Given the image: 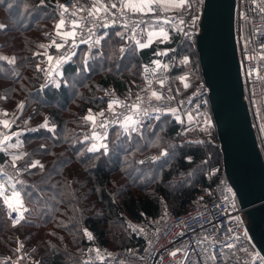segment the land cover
<instances>
[{
    "label": "trees",
    "instance_id": "trees-1",
    "mask_svg": "<svg viewBox=\"0 0 264 264\" xmlns=\"http://www.w3.org/2000/svg\"><path fill=\"white\" fill-rule=\"evenodd\" d=\"M63 1L45 0L40 5L39 0H5L0 4V24L5 26L0 28V57L14 58V63L0 59V106L8 113L17 110L11 131L20 132L22 147L16 152L26 151L33 161L42 160L44 165L42 170L37 166L20 176L31 196L22 192L30 210L19 226L11 225L0 198V264H12L7 258L19 256L22 250L39 264H85V229L96 234L100 245L143 246V240L128 229V221L141 220L142 213L156 217L165 212H189L202 190L210 186L207 171L213 166L223 169L217 132L212 143L183 144L188 125L171 113L146 127L143 139L133 133L129 140L122 129H112L106 140L107 153L103 149L90 151L91 145L80 141L82 131L91 123L84 119L88 109L107 108L106 89L128 95L133 77L139 78L143 65L155 57L159 47H176L178 57L188 55L198 67L199 78L202 71L196 36L190 40L170 33L169 40H154L144 49L133 48V44L120 59L118 45L127 40L114 35L123 31L117 27L103 30L100 47L92 48L89 57H85L90 50L87 44H78L75 57L62 70L72 86L62 84L57 89L43 83L40 52L46 47L40 45H45L46 32L58 19L57 3ZM8 2L13 3L12 9L5 6ZM77 2L89 7L93 0ZM150 25L158 24L145 25V33ZM243 33L249 37L248 22ZM101 50L104 55H96ZM84 58L90 70L78 72ZM173 71L177 75L182 72L178 68ZM42 83L46 85L43 90ZM21 100L25 102L22 110L17 108ZM45 118L48 128L41 126ZM157 136L159 142L149 144ZM162 147L168 149L167 157L139 163L144 154ZM8 151L14 152L12 148ZM0 157L9 159L3 152ZM18 242L24 244L20 252Z\"/></svg>",
    "mask_w": 264,
    "mask_h": 264
},
{
    "label": "built area",
    "instance_id": "built-area-1",
    "mask_svg": "<svg viewBox=\"0 0 264 264\" xmlns=\"http://www.w3.org/2000/svg\"><path fill=\"white\" fill-rule=\"evenodd\" d=\"M60 4H66L69 8V12L65 14L66 28H71L69 17L74 10L77 11L78 16H83L87 19H90L88 18L87 11H78L83 5L78 3L77 0H66ZM204 5L205 0H191V7H185L183 9L178 8L173 11H159L158 15L161 17L159 20L156 19L157 14L154 13H129V25L131 26L133 21L139 22L141 19L147 21V23L141 25V27L144 29V32H141L140 29H136V38L141 40L145 33V25L149 24H158L161 27H165L166 30H168L172 35L182 38L190 37V40L195 39L196 36L197 39V35L200 33V23L204 11ZM261 8H264V0H256L255 3H253V0H237L235 28L240 72L244 85V100L246 101L249 109L252 126L257 139V145L264 161V59L259 58L260 54L264 53V49L259 47L260 43H264V12L261 11ZM60 12L61 9L56 7V14L58 16H60ZM163 17L171 19L176 25H178L177 17L183 19L185 21L184 25L182 26L183 30H178V27L166 24ZM192 17H195L194 21ZM245 17H247V19H245ZM247 22L250 27V35L248 38H245L243 33V25ZM87 27H90V25H87L84 28V40H87ZM117 27L122 26L110 25L108 28H101L98 22L96 27L92 29L94 33L93 39L95 40L97 37L102 38L103 30L115 29ZM255 29H259V32L254 31ZM124 31L127 33V29H124ZM185 33H187V35H185ZM246 42L247 50H245ZM80 43V35L78 30L77 47L74 49L75 53H77L78 44ZM133 44L134 41L132 40H127L125 43L127 48ZM70 48L71 45L69 43L64 48L57 49V54L55 57L66 54ZM75 55L72 56L70 60H72ZM250 56H254L256 58L250 60ZM183 57L184 56H177V48L174 46H171L170 48L159 47L156 51L155 57L150 62L144 64L148 66L149 71L147 73H145L143 65L139 78L135 81V83H133L132 92L133 96L136 94L145 95L144 106H147L148 94L141 93L140 89H144L148 84V80H151V88L153 90L161 91L165 95L175 96V99L170 101H156L154 98H152L151 103L162 108L178 107V114L185 121V124L188 125V134L183 139V144L185 143L202 146L207 143L214 142V133L216 132V125L209 99L210 91L203 76L202 78L198 77V67L193 63L191 58L188 56L189 62L182 63ZM157 59L161 61V65H169L168 69L161 67L156 69V71H152V69L156 68L155 64L152 62ZM70 60L62 62L60 68H64L66 63H68ZM48 67L49 66H42L41 68V77L43 83H48L49 78L45 75V73L48 71ZM174 68H178L182 72L177 75L173 71ZM249 68L253 69L251 75H249L247 72V69ZM181 75H186L187 83L190 85L189 87L185 88L184 82L179 80V76ZM145 76H147L148 79H145ZM160 78L165 79L164 86H161L157 82ZM169 87L173 90L171 93L167 91ZM176 89H180V91L176 92ZM105 95L108 99H110L106 92ZM115 95L120 99H124L126 96H128L121 95L117 92H115ZM181 100L184 101L183 104L178 103ZM205 101L206 103H204ZM198 105L199 107H197ZM123 111L124 109L119 107L116 108L117 114ZM13 113H17V110L12 111L9 119L13 118ZM187 113L193 114V121L191 123L188 121ZM197 113H202L203 115H198ZM168 114L169 113L167 112L150 114L144 122L145 124L157 123ZM105 115L109 119L112 118L111 112H106ZM155 115H159L160 119L155 120ZM205 115L212 121L211 125L206 126L203 124ZM101 119L102 118L98 115V126L95 129L98 132L101 131L99 128ZM114 128L122 129L120 124L110 123L107 129L108 136L110 131ZM8 131L11 130L5 129L2 125H0V133H5ZM92 131L93 127L92 124H90V126L82 131L80 141L88 143L92 146V144L95 142L91 136ZM85 136H87L88 139H85ZM153 155L160 156V152L144 155L141 160H143L144 163L153 162L150 160V157ZM162 157L164 156H160V158ZM7 161L8 159H2L0 157V165L5 166L10 175H17L11 171L10 165H7L6 163ZM209 172H211V175H209ZM205 175L206 179L210 183V186L202 190L199 197L194 201V207L189 212L183 214L165 212L162 215L156 217L146 216L142 213L143 218L141 220L129 222L131 231L137 237L143 240V246L112 248L110 246L100 245L96 241V234L91 230H87L88 232L92 233L93 239H89L88 235L84 233L87 246L83 254V262L85 264H237L236 258H239L241 261L244 259H254L255 257L250 255L253 251L259 253L261 256H264L255 244L248 230L245 210L240 207L235 190L230 183L224 169H221L220 166H213L207 171ZM229 188L231 189V193L227 190ZM206 190H209L211 195H209V191ZM232 193H235V196H232ZM201 196L204 197L203 200H200ZM224 197H229V199L225 200ZM0 198L11 225L13 227L19 226L26 219L27 213L30 210V206L24 199V196L23 199L28 211L24 213L23 218H20L18 213L8 209L3 202V198ZM214 204H219L220 208L216 218L212 220L213 224H220L224 230H226L228 227L240 229V240L236 241L237 250L235 252V257L231 255L233 250L224 249V251L221 252L220 245H216L209 252H204L202 251V248H207L208 244L205 243L203 245H197L196 243L197 238H199L202 234L201 225L203 224L205 229L208 228L209 225L205 224L204 221H207L212 213L217 211L213 207ZM205 205H207L206 208L204 207ZM10 212L11 215L8 214ZM198 212L202 213V216L196 218V214ZM229 217H231V220H229ZM13 219H19V223L14 225L12 223ZM185 224H187L189 227L185 228L183 226ZM245 230L247 232V239L244 236ZM181 231L183 232L182 236L179 235ZM149 241H151V243H149ZM177 248L182 249V251L178 252L176 256L173 257L171 252ZM241 248H247L248 252L245 253L243 251H239ZM97 249L100 250L99 255H97ZM184 252H188L186 258L184 256ZM212 252L216 254L215 260L211 259ZM109 253H111V255H108ZM100 256H103L104 259L101 260ZM20 257H23V259L19 260V264H32L33 259H30L26 251H22L19 256L12 258L11 263L18 260ZM257 264H260V262L257 261Z\"/></svg>",
    "mask_w": 264,
    "mask_h": 264
},
{
    "label": "snow or ice",
    "instance_id": "snow-or-ice-1",
    "mask_svg": "<svg viewBox=\"0 0 264 264\" xmlns=\"http://www.w3.org/2000/svg\"><path fill=\"white\" fill-rule=\"evenodd\" d=\"M256 0H253V3H255ZM0 4H5V0H0ZM40 5L45 4V0H39ZM8 9L13 8V3L8 2L5 5ZM25 8H28V5L24 6ZM57 7L61 9L60 16L58 21L55 23V32L58 37H60L61 42H57L55 39L51 40V44L55 46L56 49H62L67 44L70 43L71 48L68 50L66 54L59 55L57 57H54L52 55H48V71L45 73V75L49 78L48 83L53 84L57 89H59L62 84L65 86H72L68 79L64 78V73L61 70L60 66L62 62L68 61L71 59L72 56H74L76 53L74 49L77 47V39H78V30L80 35V42L81 43H87L90 45L89 52L85 53V57H88L90 55L91 46L92 45H99L101 44V38L97 37L95 40L93 39L94 33L92 31L93 28L96 27L97 23L99 22L101 28H108L110 25H116V26H122L124 29H127V33L125 31H115L114 35L119 36L121 38V41L123 40H132L134 41L133 48H139L144 49L152 45L154 40H164L167 41L170 39V33L168 30H166L165 27L161 26H151L150 30H148L144 34V42H142L141 39H137V32L136 29H140L141 32H144V29L141 27V25L147 23V21H144L141 19L139 22L133 21L132 25H129V13L132 14H148V13H154L156 15V19L159 20L161 17L158 15V12L168 11L173 8H180L183 9L185 7H191V0H108V2H105V0H93L91 5L89 7H80L79 12H85L88 13L87 19L83 16H78L77 11L74 10L69 17L71 28L68 29L65 27L66 20H65V14L69 12V8L66 4H60L57 3ZM75 8V6H74ZM115 10V11H114ZM261 11L264 12V8H261ZM166 24L173 25L178 27V30H183L182 26L184 25L185 21L183 19H180L177 17L178 25L174 24V22L167 18L163 17ZM193 21L195 20V17H192ZM247 19V17H245ZM90 25V27H87V40L83 39L84 35V28ZM5 26L3 24H0V28H4ZM194 27V24H193ZM254 31L259 32V29H255ZM105 36L108 35L107 32L104 33ZM187 35V33H185ZM40 47H46V45H40ZM259 47L261 49H264V43H260ZM128 50L127 45L124 43H120L118 45V53L119 58L123 59L125 56L126 51ZM245 50H247V42L245 43ZM98 56H103L104 53L101 50L100 52L96 53ZM115 55V53H113ZM111 59V56L108 57ZM256 57L250 56L249 59H254ZM261 59H264V53L260 54ZM2 60H9L8 57H0ZM54 61V63H53ZM10 63H14V58L9 60ZM189 57L184 56L182 59V63H188ZM155 64L156 68L152 69V71H156V69H159L163 67L164 69H168L169 65H161V61L159 59L154 60L152 62ZM119 64L117 63L116 67L119 68ZM36 68L40 70V65L37 64ZM87 71L89 69L88 59L84 58L82 62L81 68H78L77 71ZM106 71H111V68L105 69ZM145 73L149 71L148 66L144 65ZM253 69L249 68L247 69V72L249 75H251ZM258 71V70H257ZM18 74V73H17ZM61 77L60 80L56 79V77ZM145 79H148L147 76H145ZM179 80L184 82V87L187 88L190 85L187 83V77L186 75L179 76ZM161 86L165 85V79L160 78L157 81ZM133 83H135L133 81ZM152 81L148 80V84L144 89H140L141 93H147L148 94V105H145V95L143 94H136L133 96L132 89H128V96H126L124 99H120L118 96L115 95L116 90L113 89H106L104 90L106 94L109 95L110 99L107 101V108L104 110H101L98 115L102 118L99 124V128L101 131H96L97 128V116L92 113L91 109H88V115L84 118L88 121L92 122L93 131L91 133L92 138L94 139V143L92 144L90 151H97L100 149H103L105 153L110 151L108 143L105 141L108 137L107 129L109 127L110 123H116L120 124L123 130V133L126 134L127 138L131 140L133 138V133L137 135V137L143 139L144 137V129L146 127H151V123L145 124V119L149 117L150 114H159V113H171L175 116L177 121H180L183 123L182 117L178 114L179 108L178 107H168V108H162L159 106H156L151 103L152 98H154L156 101L161 100H174L175 96L172 95H165L161 91L153 90L151 88ZM46 85L41 84L40 88L41 90L44 89ZM169 93H171L173 90L169 87L167 89ZM180 89H176V92H179ZM198 91V89H197ZM3 99H7V97H3ZM179 104H183L184 101L181 100L178 102ZM206 103V101L204 102ZM25 102L21 100L17 108L22 110L24 108ZM119 107L121 109H124L123 112H120L119 114L116 113V108ZM199 107V105L197 106ZM111 112L112 118L109 119L105 113ZM198 115H203L202 113H197ZM3 115L5 117H8L9 113L7 109L3 110ZM12 119H0V125H2L5 129L11 130L13 128V124L15 123L16 119V113L12 114ZM188 121L191 123L193 121V114L187 113ZM155 120H159L160 116L155 115ZM204 125H211L212 121L205 115L203 119ZM44 128L49 127V122L47 118L43 121V124L41 125ZM55 127L54 125L52 126ZM13 137H15V143H13ZM85 139H88L87 136H85ZM160 137L157 136L155 140L149 141V144L155 145L159 142ZM202 142V141H201ZM22 147V142L20 140V132L19 131H8L5 133H0V152L6 153L9 155V159L6 162L7 165H10L11 171L16 173L17 175H10L9 171L6 170L5 166L0 165V197L3 198L4 204L7 206L8 209L16 212L19 214L20 218L24 217V213L28 211L26 208L22 192L26 195L31 196V192H28L27 189L24 187L26 185V181L23 179H20V176L26 172H28L29 169L35 168L39 166L40 169H43L44 165L39 161L35 160L33 161L29 155V153L25 152H11L9 153V148L12 149H19ZM41 147H44L41 145ZM169 155V151L167 148H163L160 151V156L167 157ZM29 157L28 160H24V157ZM160 156L153 155L150 157V160L155 162L160 159ZM187 159L191 160V157H187ZM23 161V163H21ZM140 164H143L144 161L140 160ZM202 163H205L202 161ZM209 175H211V172H209ZM18 184L20 187L18 188ZM34 187V186H33ZM231 193V189H227ZM209 191V190H206ZM10 193V194H9ZM209 195H211V192L209 191ZM232 196H235V193H232ZM204 197L201 196L200 200H203ZM225 200H228L229 197H224ZM205 208L207 205L204 206ZM213 207L217 210L212 213V215L209 217L207 221H204L205 224H208V228H204L203 224L201 225L202 234L199 238H197L196 243L197 245H203L205 243L208 244L207 248H202V251L209 252L212 248H214L216 245H220L221 252L224 251V249L233 250L231 255L235 257V252L237 250L236 241L240 240L239 231L240 229H234L233 227H228L226 230L222 228L220 224H213L212 220L216 218L218 210L220 208L219 204H214ZM11 215V212L8 213ZM202 216V213L198 212L196 214V218H199ZM229 220H231V217H229ZM12 223L15 225L19 223V219H13ZM185 228L189 227L187 224L183 225ZM85 234L88 235L89 239H93L92 233L88 232L86 229L84 230ZM179 235H183V232L181 231ZM244 236L247 239V232L245 230ZM19 247L17 248V252H20L24 248L23 242H18ZM151 243V241H149ZM97 255H99L100 250L97 249ZM182 249L177 248L174 249L171 252V255L173 257L176 256L178 252H181ZM239 251H243L245 253L248 252L247 248H241ZM108 255H111L109 253ZM188 252H184L185 258L187 257ZM252 257H255L254 259H244L241 261L239 258L237 259V264H257V261L260 262V264H264V256H261L259 253H256L253 251L250 254ZM23 257H20L18 260L12 262V264H19V260H22ZM31 259V257H30ZM100 259L103 260L104 257L100 256ZM211 259H216V254L214 252L211 253ZM8 261H12L11 257L7 258ZM32 264H39V261H32Z\"/></svg>",
    "mask_w": 264,
    "mask_h": 264
},
{
    "label": "water",
    "instance_id": "water-1",
    "mask_svg": "<svg viewBox=\"0 0 264 264\" xmlns=\"http://www.w3.org/2000/svg\"><path fill=\"white\" fill-rule=\"evenodd\" d=\"M236 7L237 0H205L197 51L210 91L223 169L245 210L248 230L264 255V161L244 100Z\"/></svg>",
    "mask_w": 264,
    "mask_h": 264
},
{
    "label": "rangeland",
    "instance_id": "rangeland-1",
    "mask_svg": "<svg viewBox=\"0 0 264 264\" xmlns=\"http://www.w3.org/2000/svg\"><path fill=\"white\" fill-rule=\"evenodd\" d=\"M58 19H59V16H58ZM58 19H57V21H58ZM56 21V22H57ZM55 22V23H56ZM123 31H124V29H123ZM46 35H47V40L46 41H44V43H45V45H46V48H44V50H42V52H40L43 56H42V58L40 59V61L42 62V65H41V68H42V66L43 67H47V66H49L48 65V59H47V57H48V55H52V56H54L55 57V55L57 54L56 52H57V49L55 48V46L54 45H52L51 44V40H53V39H55L58 43L59 42H61V39L60 38H56V37H54V35H55V25L53 26V28H51L50 30H48L47 32H46ZM144 36V35H143ZM143 38V37H142ZM102 39H103V36H102V38H101V41H102ZM143 42H144V40H143ZM100 45L101 44H99V45H92L91 46V49L92 48H99L100 47ZM87 47L88 48H90V45L89 44H87ZM89 57V56H88ZM61 70H63V68L61 69ZM138 78H136V77H133V80H132V82H131V86L133 87V81L135 82L136 80H137ZM6 109V108H5ZM3 110H4V108H2V106H0V119H5V118H7V119H9L10 118V116H11V113H9V115H8V117H5L4 115H3ZM102 110H104V109H102ZM7 111H9L8 109H7ZM101 110H99V111H97V112H92L94 115H96V116H98V113L100 112ZM90 124H92V122L90 123ZM15 143V142H14ZM164 147H162V148H160L159 150H156V151H149V152H147L146 154H144V155H149V154H155V153H159L162 149H163ZM11 149V148H10ZM12 150H14V152H16V151H18V149H12ZM143 155V156H144ZM142 156V157H143ZM141 157V158H142ZM163 158V157H162ZM162 158H160V159H162ZM39 160V159H38ZM42 164H43V161L42 160H39ZM129 222L130 221H128V223H127V227H128V229L129 230H131L130 229V227H129ZM132 232V231H131ZM23 251V250H22ZM22 251H21V253H22ZM28 254V253H27ZM14 258V257H13Z\"/></svg>",
    "mask_w": 264,
    "mask_h": 264
},
{
    "label": "crops",
    "instance_id": "crops-1",
    "mask_svg": "<svg viewBox=\"0 0 264 264\" xmlns=\"http://www.w3.org/2000/svg\"><path fill=\"white\" fill-rule=\"evenodd\" d=\"M105 1H108V0H105ZM176 9H178V8H173V9H170V10L173 11V10H176ZM54 37H56V38H60V37H58V36L56 35V32H55ZM9 149H10V148H9Z\"/></svg>",
    "mask_w": 264,
    "mask_h": 264
},
{
    "label": "bare ground",
    "instance_id": "bare-ground-1",
    "mask_svg": "<svg viewBox=\"0 0 264 264\" xmlns=\"http://www.w3.org/2000/svg\"><path fill=\"white\" fill-rule=\"evenodd\" d=\"M262 204H264V202H262Z\"/></svg>",
    "mask_w": 264,
    "mask_h": 264
}]
</instances>
